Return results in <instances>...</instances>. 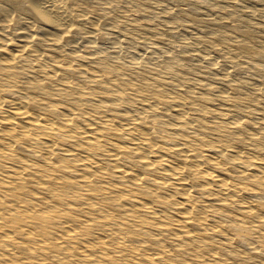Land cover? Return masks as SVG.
<instances>
[{"label": "bare ground", "instance_id": "obj_1", "mask_svg": "<svg viewBox=\"0 0 264 264\" xmlns=\"http://www.w3.org/2000/svg\"><path fill=\"white\" fill-rule=\"evenodd\" d=\"M0 264H264V0H0Z\"/></svg>", "mask_w": 264, "mask_h": 264}, {"label": "rangeland", "instance_id": "obj_2", "mask_svg": "<svg viewBox=\"0 0 264 264\" xmlns=\"http://www.w3.org/2000/svg\"><path fill=\"white\" fill-rule=\"evenodd\" d=\"M108 44H109V43H108V42H106V43H105V46H106V47H108ZM109 46H110V45H109ZM246 76H247V75H246Z\"/></svg>", "mask_w": 264, "mask_h": 264}]
</instances>
